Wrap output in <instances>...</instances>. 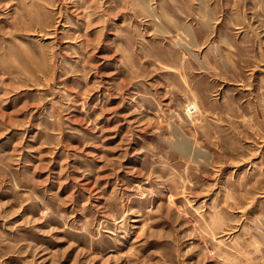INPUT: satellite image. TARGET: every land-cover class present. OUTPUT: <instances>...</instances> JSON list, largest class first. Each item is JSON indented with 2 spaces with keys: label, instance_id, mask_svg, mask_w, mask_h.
Listing matches in <instances>:
<instances>
[{
  "label": "rangeland",
  "instance_id": "rangeland-1",
  "mask_svg": "<svg viewBox=\"0 0 264 264\" xmlns=\"http://www.w3.org/2000/svg\"><path fill=\"white\" fill-rule=\"evenodd\" d=\"M0 264H264V0H0Z\"/></svg>",
  "mask_w": 264,
  "mask_h": 264
}]
</instances>
